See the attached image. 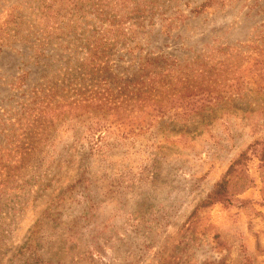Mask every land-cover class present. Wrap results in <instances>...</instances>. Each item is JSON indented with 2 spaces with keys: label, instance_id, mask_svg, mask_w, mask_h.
Returning <instances> with one entry per match:
<instances>
[{
  "label": "rangeland",
  "instance_id": "obj_1",
  "mask_svg": "<svg viewBox=\"0 0 264 264\" xmlns=\"http://www.w3.org/2000/svg\"><path fill=\"white\" fill-rule=\"evenodd\" d=\"M0 264H264V0H0Z\"/></svg>",
  "mask_w": 264,
  "mask_h": 264
},
{
  "label": "trees",
  "instance_id": "obj_2",
  "mask_svg": "<svg viewBox=\"0 0 264 264\" xmlns=\"http://www.w3.org/2000/svg\"><path fill=\"white\" fill-rule=\"evenodd\" d=\"M76 8L77 7H79V5L77 4V5H74ZM96 12H98V9L96 10ZM113 24H115V23H113ZM108 26H112V27H114V25H112V23H110ZM115 26H116V24H115ZM111 27V28H112ZM109 29H110V27H109ZM106 43V42H105ZM96 49H94L93 51H95ZM177 98H179V97H175L174 99H173V101L175 100V99H177ZM181 100V99H180Z\"/></svg>",
  "mask_w": 264,
  "mask_h": 264
}]
</instances>
